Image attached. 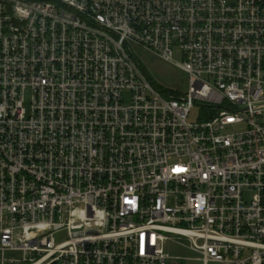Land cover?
Wrapping results in <instances>:
<instances>
[{
    "label": "built area",
    "instance_id": "obj_1",
    "mask_svg": "<svg viewBox=\"0 0 264 264\" xmlns=\"http://www.w3.org/2000/svg\"><path fill=\"white\" fill-rule=\"evenodd\" d=\"M165 242L264 264V0H0V264H185Z\"/></svg>",
    "mask_w": 264,
    "mask_h": 264
},
{
    "label": "rangeland",
    "instance_id": "obj_2",
    "mask_svg": "<svg viewBox=\"0 0 264 264\" xmlns=\"http://www.w3.org/2000/svg\"><path fill=\"white\" fill-rule=\"evenodd\" d=\"M134 51L137 61L147 72L150 80L163 91L169 94L171 91H183L188 86L187 77L180 70L149 52H145L141 49H135ZM175 60L177 59L175 58ZM191 113L189 119L192 121L206 118L197 107L194 108ZM66 239L67 235L65 232L58 233V235L55 236V241L57 243H62ZM163 251L164 254L171 259L185 260V264H201L195 261L197 256L194 253L183 248L177 242H165ZM4 257L6 259H17L20 255L17 253H5Z\"/></svg>",
    "mask_w": 264,
    "mask_h": 264
}]
</instances>
